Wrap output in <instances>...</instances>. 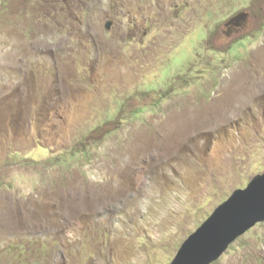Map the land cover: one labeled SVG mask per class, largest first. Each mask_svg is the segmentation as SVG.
Returning <instances> with one entry per match:
<instances>
[{
	"label": "rangeland",
	"instance_id": "374dc122",
	"mask_svg": "<svg viewBox=\"0 0 264 264\" xmlns=\"http://www.w3.org/2000/svg\"><path fill=\"white\" fill-rule=\"evenodd\" d=\"M263 171L264 0H0V264H169Z\"/></svg>",
	"mask_w": 264,
	"mask_h": 264
},
{
	"label": "water",
	"instance_id": "95a60500",
	"mask_svg": "<svg viewBox=\"0 0 264 264\" xmlns=\"http://www.w3.org/2000/svg\"><path fill=\"white\" fill-rule=\"evenodd\" d=\"M246 13L228 23L239 25ZM111 22L106 24L110 28ZM264 221V171L253 176L245 187L236 188L182 242L169 264H211L228 246L255 224Z\"/></svg>",
	"mask_w": 264,
	"mask_h": 264
}]
</instances>
